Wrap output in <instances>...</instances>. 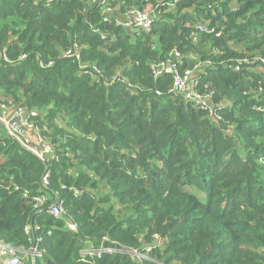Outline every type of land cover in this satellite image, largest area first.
Returning a JSON list of instances; mask_svg holds the SVG:
<instances>
[{
    "label": "trees",
    "instance_id": "obj_1",
    "mask_svg": "<svg viewBox=\"0 0 264 264\" xmlns=\"http://www.w3.org/2000/svg\"><path fill=\"white\" fill-rule=\"evenodd\" d=\"M113 4L161 12L144 33L89 0H0V102L34 113L52 145L41 160L0 126V242L27 251L41 238L35 264H264V0ZM173 51L218 118L153 71ZM56 199L61 218L44 209ZM101 243L150 245L151 259H82Z\"/></svg>",
    "mask_w": 264,
    "mask_h": 264
},
{
    "label": "built area",
    "instance_id": "obj_2",
    "mask_svg": "<svg viewBox=\"0 0 264 264\" xmlns=\"http://www.w3.org/2000/svg\"><path fill=\"white\" fill-rule=\"evenodd\" d=\"M91 4L94 6H98L103 14V20L107 22H115V24H120L127 30L137 31V32H144L148 33L151 31L152 25L155 20L158 18L160 14V9L154 10L152 7H130L126 8L122 15L124 20H119L115 18L114 11L115 5L113 4L114 0H89ZM196 30L198 31H206L208 33H214L216 36H219L221 32L216 31L214 27H210L207 24H196ZM77 49V48H76ZM4 52V50H3ZM4 55V54H3ZM65 57H76L78 58V54L75 53L71 48L66 49L63 53ZM5 56V55H4ZM171 56L175 58L173 62L170 64V70L173 75L172 86L168 90V93H174L181 95L187 101H194L199 107L205 109L211 116L218 118V113L216 111L215 105L209 102L210 94H200L196 90H194L193 86L197 84V81H193L194 71L190 69H186L184 72H180L176 66V62L179 60V54L176 51L171 53ZM255 59H259L261 64H264V59L259 58L258 56ZM248 64L249 60L246 57H243L237 60L236 64L233 65V69L239 71L241 64ZM166 66L165 62H156L152 64V68L154 72L161 73L163 68ZM160 67L161 71H157V68ZM88 68V66L83 65L81 69ZM90 74L95 77L96 74ZM121 80L120 75L117 73L114 77L106 82V84H110L114 80ZM157 94H160L159 91H156ZM264 98V97H263ZM217 105V104H216ZM219 108V107H218ZM261 110L264 107L259 108ZM31 115L34 113L26 112V110L21 106H12L11 104H6L0 102V126L4 127L7 132L15 137L20 144H24L30 151H32L37 157L41 160H45V156L52 155V145L50 144L49 138L41 132L40 127L37 123L31 119ZM28 129L33 134L32 139H28L25 134L24 130ZM25 148V147H24ZM47 176L48 174L45 173L42 177L43 184H47ZM77 194V190H74ZM46 200L44 197H36L34 207L38 210L42 208L45 204ZM44 209L47 213L51 214L56 218H61L62 215L65 213V210L62 206V202L59 199H56L54 202H51L44 206ZM67 227L70 230H76V224L72 221L67 222ZM38 229V226L31 228V230ZM107 239V238H105ZM41 238L34 237L33 243L29 247L27 252L32 256V263L35 264L34 260L41 256V252L38 248V243L40 242ZM154 243H159V237L154 236ZM152 246L148 245L145 247L144 252H138L135 249H120L113 245H104L100 244L98 246L88 245L85 248L81 249L80 254L82 259L89 260L93 259V257L99 258L103 253H112V252H123L128 253L133 259L141 260L151 259L149 256V252H151ZM0 252L6 255V258L0 264H20L21 263V254L20 250L17 248H13L5 243L0 242Z\"/></svg>",
    "mask_w": 264,
    "mask_h": 264
},
{
    "label": "crops",
    "instance_id": "obj_3",
    "mask_svg": "<svg viewBox=\"0 0 264 264\" xmlns=\"http://www.w3.org/2000/svg\"><path fill=\"white\" fill-rule=\"evenodd\" d=\"M115 1V0H114ZM115 5V4H114ZM146 6H149V5H146ZM123 12V11H122ZM122 12H119V10H118V8H117V5H115V11H114V15H115V18L116 19H119V20H124L123 19V16H121L122 15ZM161 70V68L160 67H158L157 68V71L158 70ZM164 69H166V66L163 68V70ZM159 70V71H160ZM162 70V71H163ZM158 73V72H157ZM24 134H25V136L29 139H32L33 138V133L31 132V131H29L28 129H25L24 130ZM20 254H21V263L20 264H31L32 263V256L29 254V253H27V252H24V250L23 251H21L20 252ZM6 257V255L5 254H3V253H1L0 252V263L3 261V259Z\"/></svg>",
    "mask_w": 264,
    "mask_h": 264
},
{
    "label": "water",
    "instance_id": "obj_4",
    "mask_svg": "<svg viewBox=\"0 0 264 264\" xmlns=\"http://www.w3.org/2000/svg\"><path fill=\"white\" fill-rule=\"evenodd\" d=\"M175 60V58H173V56H171V58L166 62V71H171L170 70V64L171 62H173ZM161 71V70H160ZM6 258V257H5Z\"/></svg>",
    "mask_w": 264,
    "mask_h": 264
},
{
    "label": "rangeland",
    "instance_id": "obj_5",
    "mask_svg": "<svg viewBox=\"0 0 264 264\" xmlns=\"http://www.w3.org/2000/svg\"><path fill=\"white\" fill-rule=\"evenodd\" d=\"M149 6H145V8H148ZM6 130V129H5ZM7 131V130H6ZM23 147L27 148L24 144H22Z\"/></svg>",
    "mask_w": 264,
    "mask_h": 264
}]
</instances>
